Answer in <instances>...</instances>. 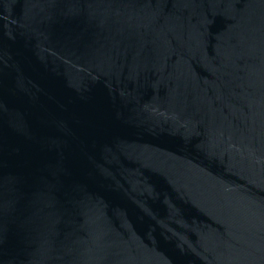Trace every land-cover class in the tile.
<instances>
[{"label":"water","instance_id":"1","mask_svg":"<svg viewBox=\"0 0 264 264\" xmlns=\"http://www.w3.org/2000/svg\"><path fill=\"white\" fill-rule=\"evenodd\" d=\"M0 264H264V0H0Z\"/></svg>","mask_w":264,"mask_h":264}]
</instances>
